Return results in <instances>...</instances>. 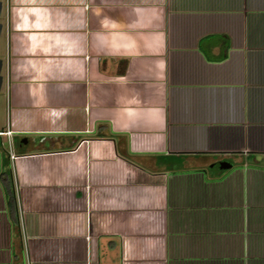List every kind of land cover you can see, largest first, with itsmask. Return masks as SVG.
<instances>
[{
    "label": "crops",
    "instance_id": "1",
    "mask_svg": "<svg viewBox=\"0 0 264 264\" xmlns=\"http://www.w3.org/2000/svg\"><path fill=\"white\" fill-rule=\"evenodd\" d=\"M0 106V264H264V0H0Z\"/></svg>",
    "mask_w": 264,
    "mask_h": 264
},
{
    "label": "trees",
    "instance_id": "2",
    "mask_svg": "<svg viewBox=\"0 0 264 264\" xmlns=\"http://www.w3.org/2000/svg\"><path fill=\"white\" fill-rule=\"evenodd\" d=\"M4 154V152H2ZM0 178L3 181V184L5 186L6 190V195H7V201L9 203V206L12 205L13 199H14V194L12 192V171H11V166L9 163V160H5L3 167L1 168L0 171ZM12 220L15 221L16 218L15 216L12 217Z\"/></svg>",
    "mask_w": 264,
    "mask_h": 264
},
{
    "label": "water",
    "instance_id": "3",
    "mask_svg": "<svg viewBox=\"0 0 264 264\" xmlns=\"http://www.w3.org/2000/svg\"><path fill=\"white\" fill-rule=\"evenodd\" d=\"M215 165H216V167H220V168L229 166V164L225 161H218Z\"/></svg>",
    "mask_w": 264,
    "mask_h": 264
},
{
    "label": "rangeland",
    "instance_id": "4",
    "mask_svg": "<svg viewBox=\"0 0 264 264\" xmlns=\"http://www.w3.org/2000/svg\"><path fill=\"white\" fill-rule=\"evenodd\" d=\"M5 108L0 106V120L4 117Z\"/></svg>",
    "mask_w": 264,
    "mask_h": 264
},
{
    "label": "built area",
    "instance_id": "5",
    "mask_svg": "<svg viewBox=\"0 0 264 264\" xmlns=\"http://www.w3.org/2000/svg\"><path fill=\"white\" fill-rule=\"evenodd\" d=\"M14 155L13 154H11V157H13Z\"/></svg>",
    "mask_w": 264,
    "mask_h": 264
}]
</instances>
